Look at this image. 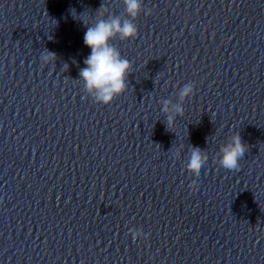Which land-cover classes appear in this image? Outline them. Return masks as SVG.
<instances>
[{"label":"clouds","instance_id":"9594fccd","mask_svg":"<svg viewBox=\"0 0 264 264\" xmlns=\"http://www.w3.org/2000/svg\"><path fill=\"white\" fill-rule=\"evenodd\" d=\"M124 5V13L116 15L111 13L104 4L96 10V15H73V17L86 27L83 37L85 46L91 49L90 55L83 61L85 67L79 70V80L83 82V90L86 97H91L95 103L102 105L111 104L114 99L124 94L128 88V77L133 71L130 61L122 57L120 50L112 44V41L119 39L126 41L135 39L138 36V28L134 21L140 16L141 12L150 15V10H145L142 0H121ZM75 10H72V13ZM77 16L80 18L78 19ZM43 64L55 63L57 56L54 52L45 49L40 56ZM67 68V65H65ZM194 84H185L179 91V100L173 103L171 100L162 102V112L165 114L166 126L172 128L178 117L184 115V102L192 97ZM177 148L174 158L181 155ZM248 146L242 141L239 132H234L219 148L217 163L220 167L238 171L240 160L245 156ZM208 161V154L205 150L191 146L187 157L186 171L195 177H199L201 170ZM195 191L196 182L191 185ZM133 242L138 238L148 239L142 230H130Z\"/></svg>","mask_w":264,"mask_h":264}]
</instances>
